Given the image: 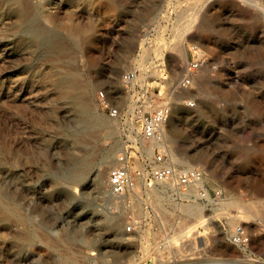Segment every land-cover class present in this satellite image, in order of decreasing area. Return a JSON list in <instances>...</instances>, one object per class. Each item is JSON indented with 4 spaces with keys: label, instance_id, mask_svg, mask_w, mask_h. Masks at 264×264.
I'll list each match as a JSON object with an SVG mask.
<instances>
[{
    "label": "rangeland",
    "instance_id": "1",
    "mask_svg": "<svg viewBox=\"0 0 264 264\" xmlns=\"http://www.w3.org/2000/svg\"><path fill=\"white\" fill-rule=\"evenodd\" d=\"M163 101L177 159L138 134ZM125 152L142 176L111 202ZM157 152L208 197L149 179ZM263 205L264 0H0V264H264Z\"/></svg>",
    "mask_w": 264,
    "mask_h": 264
},
{
    "label": "built area",
    "instance_id": "2",
    "mask_svg": "<svg viewBox=\"0 0 264 264\" xmlns=\"http://www.w3.org/2000/svg\"><path fill=\"white\" fill-rule=\"evenodd\" d=\"M191 65L188 71H193ZM132 73H127L124 76V81L129 82L132 80ZM189 83V79H183L182 86H186ZM149 103L150 108L143 106L140 111L141 118V135L146 140L160 136V130L162 125L170 117V108L167 102L161 104ZM194 103L189 102L186 105L193 106ZM110 115H117L118 109L110 106L108 103H104ZM188 106V107H189ZM153 164L150 166L147 177L154 181L173 180L179 187H191L202 179V171L198 168H188L184 170L176 169L172 165L167 164V157L163 152H157L154 154ZM119 165H116L109 169L106 193L111 202L118 200L122 197L130 188L135 185L137 179H140L142 173L136 171L134 174L128 168V154L125 152L119 155ZM203 193V190H202ZM126 231H133V225L126 226Z\"/></svg>",
    "mask_w": 264,
    "mask_h": 264
},
{
    "label": "bare ground",
    "instance_id": "3",
    "mask_svg": "<svg viewBox=\"0 0 264 264\" xmlns=\"http://www.w3.org/2000/svg\"><path fill=\"white\" fill-rule=\"evenodd\" d=\"M190 73L193 72V71H189ZM137 79V78H136ZM133 88V87H132ZM177 102V101H176ZM174 102V108H175V111H174V114L172 116V118L170 119L171 123V128H174L175 127V122L176 120L178 121L177 117L179 115V113L181 112L179 106H178V103ZM147 103V102H146ZM166 103V101H163L161 104H164ZM187 106V105H186ZM188 107V106H187ZM136 118V116H135ZM167 122V121H166ZM165 122V123H166ZM106 123V121H105ZM165 123L162 125L161 127V130H160V136L159 137H155V138H152L151 139V145H150V149L154 148L155 146H158L159 148L163 149V148H168L169 149V152H170V158L172 159H177L175 158V153L170 149V144L173 142V138L171 137L170 133H169V130H167L166 126H165ZM126 124L127 126H129V128H131V130L134 129V127H136V122L134 121V119H128L126 121ZM138 134L141 135V126L140 128L138 127ZM129 131V130H128ZM132 132V131H131ZM130 134V133H129ZM130 137L133 138L134 136L130 134ZM115 150L116 148L115 147H112L110 149H108L101 157V160L100 162L98 163V165L96 166L95 168V171H94V174H93V178H92V184L94 187L96 188H99L100 187V184L102 183V179L104 178V175L106 173V167L108 166V164H110L115 158H116V153H115ZM164 150V149H163ZM149 153L151 152V150H147ZM141 152V151H140ZM184 157V156H183ZM171 162V161H170ZM172 163V162H171ZM186 164V163H185ZM172 165L174 166V164L172 163ZM190 166V165H189ZM203 180V177L200 181H198L196 184L192 185L190 188H188V190L186 189H180L179 186H176L175 182L173 180H165V181H159L158 183H160L161 187L164 189V190H167V188L171 187V186H175L179 189L180 193L182 195H188L189 192H195V194H199L200 196H204V197H208V193H207V190L206 188L202 187L201 185V182ZM204 181V180H203ZM91 183V182H90ZM91 184V185H92ZM139 186V185H138ZM154 186V184H153ZM152 188V187H151ZM131 189V188H130ZM129 189V190H130ZM134 189V192H137V184L133 186ZM196 189V190H195ZM128 190V191H129ZM200 190H203V193L202 191ZM234 204L236 205H239L241 204L240 202L234 200ZM241 206V205H240ZM264 206V205H263ZM183 210L186 211V212H190L191 210H194L196 209L195 211L198 210V215H200V206L198 204H194V205H191V204H187V205H184L182 206ZM182 210V211H183ZM183 211V213H184ZM243 213V212H242ZM245 213V211H244ZM248 217L247 218H253V219H256V221L259 219L261 220V218L263 217L264 218V209H260V208H256V209H250L248 211H246ZM4 214V213H3ZM6 214V213H5ZM186 215V214H185ZM16 216V215H15ZM228 216H230V218H234L235 216L233 215H230L228 214ZM239 217V216H238ZM243 217V216H242ZM245 218V217H244ZM239 219V218H238ZM241 219V218H240ZM252 219V220H253ZM4 221V219H3ZM2 221V222H3ZM108 222L112 225L113 222L109 219H108ZM136 222V221H135ZM115 223V222H114ZM260 223V222H259ZM116 224V223H115ZM262 224V223H261ZM110 226V227H111ZM115 226V225H114ZM143 231V230H142ZM14 234V233H13ZM142 235V234H141ZM139 235V236H141ZM145 235V234H144ZM143 236V235H142ZM141 236V237H142Z\"/></svg>",
    "mask_w": 264,
    "mask_h": 264
}]
</instances>
